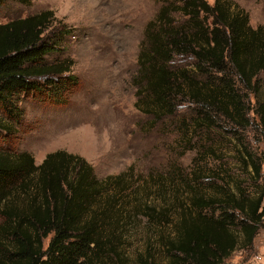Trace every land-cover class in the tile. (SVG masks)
I'll use <instances>...</instances> for the list:
<instances>
[{
	"label": "trees",
	"instance_id": "trees-1",
	"mask_svg": "<svg viewBox=\"0 0 264 264\" xmlns=\"http://www.w3.org/2000/svg\"><path fill=\"white\" fill-rule=\"evenodd\" d=\"M161 1L139 55L140 91L148 92L155 115L175 113L188 98L201 109L194 123L214 124L213 110L249 124V93L237 82L256 89L264 25L253 27L231 0ZM56 21L47 9L0 23V264H128L121 248L131 209L159 228L164 264H222L239 247L250 249L264 228V190L251 195L226 182L207 194L186 178L184 189L170 191L167 181L151 177L164 195L172 193V203L132 205L123 195L128 171L100 179L79 154L55 150L37 165L32 153L14 150L13 127L24 122L16 97L62 105L79 84L70 60L46 62L71 31ZM177 59L183 64L173 65ZM254 111L264 138V102ZM241 161L251 177H261L264 160L245 151ZM152 249L150 238L140 264H156Z\"/></svg>",
	"mask_w": 264,
	"mask_h": 264
},
{
	"label": "rangeland",
	"instance_id": "rangeland-1",
	"mask_svg": "<svg viewBox=\"0 0 264 264\" xmlns=\"http://www.w3.org/2000/svg\"><path fill=\"white\" fill-rule=\"evenodd\" d=\"M208 1L212 4L215 0ZM231 1L248 12L253 27L264 25V0ZM161 6V0L0 3V23L52 10L56 22L66 24L71 31L46 62L70 60L71 73L79 80L68 102L62 105L23 95L16 97L24 122L13 125L17 132L14 150L32 153L37 165L55 150L79 154L94 166L100 179L128 171L129 188L123 195L132 205L137 200L156 205L165 204V199L171 202L172 193L164 195L158 180L167 181L170 191L184 189L186 178L194 179L196 187L207 194H213L216 186L226 182L233 190L240 187L251 195L264 190V165L261 177L256 179L250 176L251 167L241 161L245 151L264 160V138L254 111L264 102V69L257 75L253 91L237 82L242 92L249 93L252 107L247 114L249 124L243 126L213 110L214 124L194 123L201 109L188 98L175 113L156 116L158 109L150 104L148 92L140 91L139 55L145 49L147 25ZM180 16L175 13L176 18H182L177 21L183 22ZM182 64L181 59L173 62L175 66ZM0 143L1 147L3 141ZM131 210L121 248L128 264H140L139 255L145 253L150 238L155 263H166L162 244L156 242L159 228ZM176 213L173 210L174 218ZM222 264H264V228L250 249L239 247Z\"/></svg>",
	"mask_w": 264,
	"mask_h": 264
}]
</instances>
